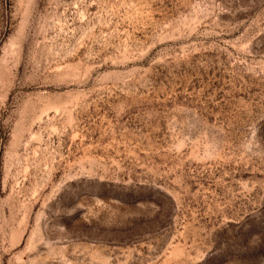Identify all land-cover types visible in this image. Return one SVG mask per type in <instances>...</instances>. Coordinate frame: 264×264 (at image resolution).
Returning a JSON list of instances; mask_svg holds the SVG:
<instances>
[{
  "label": "rangeland",
  "instance_id": "rangeland-1",
  "mask_svg": "<svg viewBox=\"0 0 264 264\" xmlns=\"http://www.w3.org/2000/svg\"><path fill=\"white\" fill-rule=\"evenodd\" d=\"M0 264H264V0H0Z\"/></svg>",
  "mask_w": 264,
  "mask_h": 264
}]
</instances>
